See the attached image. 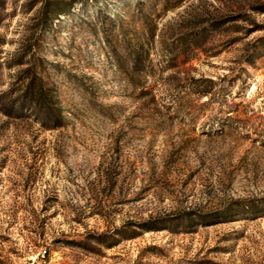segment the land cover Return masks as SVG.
Masks as SVG:
<instances>
[{
	"label": "rangeland",
	"instance_id": "obj_1",
	"mask_svg": "<svg viewBox=\"0 0 264 264\" xmlns=\"http://www.w3.org/2000/svg\"><path fill=\"white\" fill-rule=\"evenodd\" d=\"M0 264H264V0H0Z\"/></svg>",
	"mask_w": 264,
	"mask_h": 264
}]
</instances>
